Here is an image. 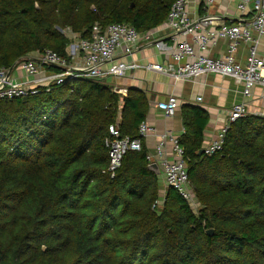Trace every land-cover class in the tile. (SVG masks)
Listing matches in <instances>:
<instances>
[{
	"label": "trees",
	"instance_id": "trees-1",
	"mask_svg": "<svg viewBox=\"0 0 264 264\" xmlns=\"http://www.w3.org/2000/svg\"><path fill=\"white\" fill-rule=\"evenodd\" d=\"M173 1L0 0V68L31 52L64 56L58 28L153 30ZM147 109L141 91L121 96L91 79L0 100V264H264V118L236 119L221 150L200 155L207 113L182 106L194 213L171 186L156 204L142 141L108 169L109 126L119 119L120 137L142 140Z\"/></svg>",
	"mask_w": 264,
	"mask_h": 264
},
{
	"label": "built area",
	"instance_id": "built-area-1",
	"mask_svg": "<svg viewBox=\"0 0 264 264\" xmlns=\"http://www.w3.org/2000/svg\"><path fill=\"white\" fill-rule=\"evenodd\" d=\"M213 2L214 0H204V6ZM187 8L188 0H174L164 22L175 41L174 48L169 53L178 64L141 65L125 62L117 57L119 53L131 54L140 43L150 42L153 37L152 30L140 32L126 23H95L91 27L90 35L84 38L77 37L70 28H58L69 39L65 55H59L50 49L31 52L18 59L12 67L0 68V100L36 94L42 89L49 91L51 87L60 86L68 80L91 79L104 83L107 78L124 76L126 71L138 67L169 74L176 79H194L206 73L229 76L242 85L244 98L249 97L255 87L264 89V0H237V9L242 15L237 22L229 24L219 23L211 15L195 19L189 15ZM246 13L251 16L243 17ZM187 35H191L192 44L187 41ZM219 38L227 41L225 54L219 57L207 56L205 51L215 45ZM240 41L249 43L244 65L238 63L234 55ZM157 43L158 46L161 45L160 42ZM184 57L186 61L180 64ZM13 70L23 76L16 80L12 76ZM200 100L201 97H197V101ZM178 106V99L174 95H169L157 104L166 117L174 116ZM246 115L244 102L233 104L228 112V122L220 129L216 138L203 147V153L210 156L221 150L230 124ZM150 130V125L141 122L139 136H145ZM109 132L111 137L105 142L109 155L108 169L113 175L127 150L141 148V140L129 136L120 137L118 128L114 125L109 126ZM163 149L164 139L156 145L154 154H146L147 161L156 163L167 185L182 196L192 211L194 207L198 210L200 204L188 178L183 149L176 140L172 158H167ZM160 200L156 204H160Z\"/></svg>",
	"mask_w": 264,
	"mask_h": 264
},
{
	"label": "crops",
	"instance_id": "crops-1",
	"mask_svg": "<svg viewBox=\"0 0 264 264\" xmlns=\"http://www.w3.org/2000/svg\"><path fill=\"white\" fill-rule=\"evenodd\" d=\"M202 2L204 0H188L187 10L191 17L198 19L204 15H211L219 23L229 24L237 22L242 15L237 9V0H214L211 5L203 6L201 9ZM243 15L245 18L251 16L249 13ZM152 33L153 37L150 42L140 43L131 54L119 53L117 57L125 62H135L141 65L147 63L178 64L169 53L174 48L175 41L166 25L164 23L159 25L152 30ZM186 39L189 43H193L191 35H187ZM157 42L161 43L159 45L161 47L157 45ZM248 48V42L240 41L234 54L238 63L245 64ZM226 49L227 41L219 38L215 45L207 48L205 53L209 57H219L225 54ZM185 61L186 57L180 64ZM12 73L16 80L23 76L17 70H13ZM104 83L110 85L112 91L121 96H126L130 89L145 94L148 109L142 122L150 125L151 130L142 137V144L147 153L154 154L156 145L164 139L163 151L167 158L173 157L174 140L178 142L185 130L182 122V106H197L207 113L208 120L203 130L202 148L213 141L220 129L228 122V112L235 103L241 101L245 103L246 116L264 118V89L255 87L251 95L244 98L242 85L231 77L221 74L206 73L194 79H176L169 74L138 67L126 71L124 76L107 78ZM169 95L176 96L179 102L177 112L172 117L164 116L157 107L158 102L165 100ZM197 97H201V100L197 101ZM158 175L159 192L164 195L168 185L161 171Z\"/></svg>",
	"mask_w": 264,
	"mask_h": 264
},
{
	"label": "water",
	"instance_id": "water-1",
	"mask_svg": "<svg viewBox=\"0 0 264 264\" xmlns=\"http://www.w3.org/2000/svg\"><path fill=\"white\" fill-rule=\"evenodd\" d=\"M36 6H37V4H36ZM203 152H204V149L201 148L199 150L198 154L201 155ZM148 168H149V170L155 172L156 174H159L160 173L158 166L155 163H153V162L148 164ZM206 233L209 234V235H211L213 233V230L212 229H208L206 231Z\"/></svg>",
	"mask_w": 264,
	"mask_h": 264
},
{
	"label": "rangeland",
	"instance_id": "rangeland-1",
	"mask_svg": "<svg viewBox=\"0 0 264 264\" xmlns=\"http://www.w3.org/2000/svg\"><path fill=\"white\" fill-rule=\"evenodd\" d=\"M76 35H77V37L79 36L78 34H76ZM118 121H119V119L117 120V122H116L115 124H113V125L116 126L117 128H118ZM159 197L162 198V200H160V199H159V200H160V201H163V197H164V195L160 193ZM160 201H159V202H160ZM193 211H194L195 213L197 212V210H195V207L193 208Z\"/></svg>",
	"mask_w": 264,
	"mask_h": 264
}]
</instances>
